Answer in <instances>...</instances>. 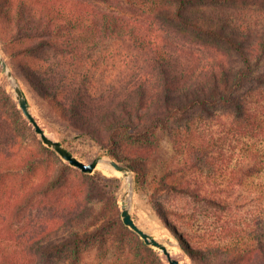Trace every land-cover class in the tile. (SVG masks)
<instances>
[{
	"label": "trees",
	"instance_id": "1",
	"mask_svg": "<svg viewBox=\"0 0 264 264\" xmlns=\"http://www.w3.org/2000/svg\"><path fill=\"white\" fill-rule=\"evenodd\" d=\"M0 37L138 185L165 164L168 135L153 203L197 264H264V213L224 219L241 188L264 197V0H0ZM0 143V264H166L123 223L122 179L70 166L22 117L0 115ZM160 196L220 224L191 247Z\"/></svg>",
	"mask_w": 264,
	"mask_h": 264
},
{
	"label": "rangeland",
	"instance_id": "2",
	"mask_svg": "<svg viewBox=\"0 0 264 264\" xmlns=\"http://www.w3.org/2000/svg\"><path fill=\"white\" fill-rule=\"evenodd\" d=\"M0 46L31 104L32 111L38 118L42 127L47 130V132L52 136L53 139L62 142L80 160L86 163L92 162L98 156H104L106 158L114 159L107 154V149L100 143L93 139H89V137L81 136L80 131L75 127V125L71 124L69 119L63 118L60 113H58L52 101L49 99H45L39 93L36 87V83L26 70V61L23 59L24 53L22 54L19 51L20 47L6 45V43L2 41L1 37ZM0 115H4L10 118L11 122L13 123L17 117H22L25 121H27L18 105L17 99L14 95V91L6 76L1 71V68ZM37 137L40 140L38 135ZM4 142L5 140L3 141V143ZM160 142L162 145L161 157L162 161L165 164H156L154 171H151L147 175L142 185L137 184L135 173L132 177V213L140 227L153 234L162 242L166 243L169 249H175L179 253V257L182 258L184 262H186V264H197L196 261L192 259L190 255L182 248L180 240L173 234L166 221L158 214L154 207L153 200L156 196L159 176L163 174L165 170L164 165H167L169 159L172 158L174 153L172 142L166 133L160 134ZM118 161L130 164L127 159H121ZM97 172H100L110 178L118 177L122 179L120 189L118 191H115V197L118 201L121 215V200L127 192V189H125L124 187L126 181L123 178L122 173L107 174L97 168L95 172L90 175H95ZM110 188L113 190L112 186ZM160 198L164 203V207L167 208L169 212H171V214H169L170 225L181 229L184 232H187L188 235H191L193 237V239L188 237L189 240H187L189 246L191 247L193 246L195 248H199L203 246L204 244L202 243V238L204 236H208V234H211V232H215V229L220 224L218 221L220 213H216V211L212 207H199L198 210L194 212L193 208L191 207L190 201L185 198H163V196H160ZM235 201V205L232 206L231 210H229L227 214L224 215V219H228V221L237 224L239 227H246L247 222L250 219L264 213V197L257 190H252L251 188L247 189L246 187H243L239 190V194L238 196H236ZM187 212H194L193 215L195 216V218L193 220H190L189 218L183 219V216L181 218L174 214L178 213L181 215L189 216ZM224 219L221 218L222 221ZM155 250L160 252L159 256L163 259L164 263L168 264L164 259L163 253L158 249ZM84 263L93 264V255H87L85 257Z\"/></svg>",
	"mask_w": 264,
	"mask_h": 264
},
{
	"label": "water",
	"instance_id": "3",
	"mask_svg": "<svg viewBox=\"0 0 264 264\" xmlns=\"http://www.w3.org/2000/svg\"><path fill=\"white\" fill-rule=\"evenodd\" d=\"M0 68L3 74L6 76L9 81L14 95L17 99L18 105L29 122L34 132L39 136L40 140L44 145L53 149L57 155L67 162L70 166L80 170L85 174H93L97 169L100 163H106L111 166L114 170L122 173L123 178L128 183V189L125 195L122 197V212L121 217L123 223L134 231L148 246L160 250L164 259L168 264H181L180 260L172 255L171 250L168 245L158 238H156L153 234L144 230L140 225L136 222L133 213H132V197H133V182L132 177L134 175V170L129 163L120 162L116 159L106 158L104 156L96 157L92 162L86 163L80 160L72 151H70L62 142L59 140H55L49 135L46 134V130L40 124L38 118L35 116L32 111L31 104L18 81L9 61L6 59L3 50L0 46Z\"/></svg>",
	"mask_w": 264,
	"mask_h": 264
},
{
	"label": "bare ground",
	"instance_id": "4",
	"mask_svg": "<svg viewBox=\"0 0 264 264\" xmlns=\"http://www.w3.org/2000/svg\"><path fill=\"white\" fill-rule=\"evenodd\" d=\"M46 134L49 135V136H51V135L47 132V130H46ZM51 137H52V136H51ZM97 168H98L99 170H101V171L107 173V174H121V173H119L118 171L114 170L111 166H109V165L106 164V163H100V164L98 165ZM124 187H125V189H128V183H127V181H126ZM170 249H171L172 255H173L174 257L178 258V259L180 260L181 264H186V262H184V260H183L182 258L179 257L180 255H179V253H178L175 249H173V248H170Z\"/></svg>",
	"mask_w": 264,
	"mask_h": 264
}]
</instances>
